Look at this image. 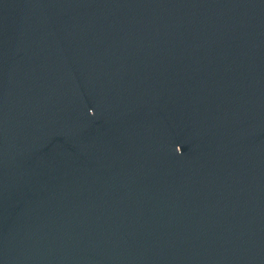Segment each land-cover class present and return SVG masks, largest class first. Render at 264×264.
<instances>
[{
  "label": "water",
  "instance_id": "95a60500",
  "mask_svg": "<svg viewBox=\"0 0 264 264\" xmlns=\"http://www.w3.org/2000/svg\"><path fill=\"white\" fill-rule=\"evenodd\" d=\"M0 264H264V0H0Z\"/></svg>",
  "mask_w": 264,
  "mask_h": 264
}]
</instances>
